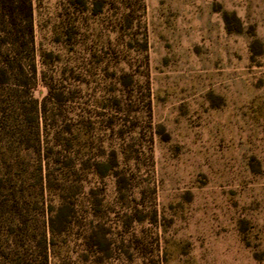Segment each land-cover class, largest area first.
Wrapping results in <instances>:
<instances>
[{"label": "rangeland", "instance_id": "obj_1", "mask_svg": "<svg viewBox=\"0 0 264 264\" xmlns=\"http://www.w3.org/2000/svg\"><path fill=\"white\" fill-rule=\"evenodd\" d=\"M33 7L47 264H264V0Z\"/></svg>", "mask_w": 264, "mask_h": 264}, {"label": "trees", "instance_id": "obj_2", "mask_svg": "<svg viewBox=\"0 0 264 264\" xmlns=\"http://www.w3.org/2000/svg\"><path fill=\"white\" fill-rule=\"evenodd\" d=\"M33 31V0H0V264H36V249L39 264H47V224L43 219L38 237L31 227L32 203L38 199L24 187L17 168L21 144L24 150L41 153L40 119L45 105L34 96L35 89L27 86L26 79L36 72ZM23 88L28 91L24 102L20 100ZM18 122H25L27 135L18 134ZM39 176L33 186L39 184L43 199L44 179L41 173ZM57 213L65 226L70 207L61 204Z\"/></svg>", "mask_w": 264, "mask_h": 264}]
</instances>
